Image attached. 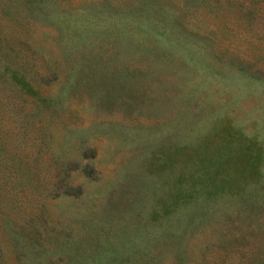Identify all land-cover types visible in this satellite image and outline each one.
Listing matches in <instances>:
<instances>
[{"label": "rangeland", "instance_id": "1", "mask_svg": "<svg viewBox=\"0 0 264 264\" xmlns=\"http://www.w3.org/2000/svg\"><path fill=\"white\" fill-rule=\"evenodd\" d=\"M224 22L218 46L232 55L239 67L264 73V36L258 33L264 28V19L256 18L251 25H245L228 16ZM208 25L199 24L201 30L198 26L190 29L202 32ZM37 39L39 44L43 42ZM135 39L121 34L116 40H95L84 49L83 58L87 63L92 61L86 67L88 74L104 69L105 75L95 73L98 81L92 76L95 82H85L70 91L72 96L62 118L65 128L76 131L67 136L64 149L56 147L62 132L59 125L49 129L51 136L47 139L51 153H63L74 161L68 176L60 181L62 178L53 175L47 163L31 180L32 203L23 196H10L15 213L28 205L36 208L40 220H44V231L53 227L66 230L58 242L45 243L49 249L47 258L55 264H130L128 254L136 246L141 247L146 229L156 223L157 215L151 212L161 209V199L179 185L177 181L197 168L195 164L189 166L188 151L178 154L179 163L169 169L152 166L150 158L155 155L161 159L160 149L192 143L197 136L210 133L209 151L220 148L234 152L239 144H246L260 154L262 163L258 167L264 173V85L238 75L216 77L197 62L190 70L186 66L189 54L180 59V53L171 47L162 45L154 51L147 42ZM54 48L51 56L57 59L59 51ZM80 55L70 56L75 59ZM62 79L57 75L47 90L55 93ZM87 93L91 101L84 96ZM233 168L239 170L240 163ZM240 180L239 185L245 182ZM263 180L264 174L260 176L255 170L247 184L258 188L264 186ZM182 185L187 189L189 181L184 180ZM56 191L57 196L46 195ZM189 197L185 205L180 199L168 200L171 214L181 218L179 226L182 218L189 219V208L198 206ZM227 198L229 192L224 191L215 201L217 213L224 208V215H206L194 227L180 230L173 251L161 264H230L254 257V246L262 234H245L240 218V228L228 229L231 220L226 216L234 204ZM235 211L238 213V209ZM236 218L235 213L232 220ZM90 219L98 221V227L90 226ZM108 221L113 223L112 234L108 232ZM259 222L264 227V219L260 217ZM163 230L164 227L159 231ZM70 231L72 237L94 232L99 238L79 245L84 255L74 259L76 256L65 249L60 251L61 241L75 240L69 236ZM44 234L49 232H40L41 240ZM233 236L238 239V248L233 246ZM240 236L246 237V242H240ZM4 264H14L13 258L5 254Z\"/></svg>", "mask_w": 264, "mask_h": 264}, {"label": "trees", "instance_id": "2", "mask_svg": "<svg viewBox=\"0 0 264 264\" xmlns=\"http://www.w3.org/2000/svg\"><path fill=\"white\" fill-rule=\"evenodd\" d=\"M114 1L0 0V264H4L5 254L13 258L14 264H55L47 258L49 249L45 243L47 246L51 241L58 242L61 236H65L66 230L64 227H53L44 231L41 223L44 220H40L36 208L28 205L15 213L10 196H23L25 201L32 203L31 180L40 175L47 163L50 164V172L62 178L60 181L68 176L74 161L64 157L63 153H51L47 139L51 136L49 129L59 125L62 132L56 147L64 149L67 136L76 131L65 128L62 118L72 96L70 91H75L85 82L98 81L95 73L102 77L105 75L104 69H95L91 76L86 70L92 63L83 58L89 43L116 40L124 34L147 42L154 51L162 45L171 47L180 53V59L189 54V66L185 65L190 70L195 69L197 62L205 67L207 73H215L216 77L238 75L264 85V73L239 67L235 64L237 60L234 61L232 55L218 46L220 26L225 23L226 17L251 25L256 18L264 19V0ZM103 13L105 16H102ZM199 24L209 25L202 32L190 29H203ZM258 33L264 36V28ZM38 37L43 41L41 44ZM144 46L148 49L147 45ZM54 47L59 51L57 59L51 56V48ZM76 53L81 55L73 59L70 55ZM161 58L169 59L167 55H161ZM57 75L63 76V81L57 85L55 93L48 91V85ZM84 96L91 101L88 93ZM208 137L210 133L197 136L192 143L160 149L161 159L151 156L152 166L169 169L179 163L178 154L188 151L191 152L189 166L195 164L197 168L177 181L179 185L161 199V209L151 212L158 216H155L156 223L146 229L141 247L136 246L134 252L128 254V263L161 264L167 253L173 251V243H177L180 230L185 232L194 227L206 215L226 213L224 208L217 213L215 201L228 191L227 199L234 204L226 216L231 220L228 229L240 228L237 225L240 218L245 234H262L254 246L257 253L254 257L230 264H264V227L259 222L260 217L264 219V186L253 188L247 184L255 170L263 176L262 168L258 167L262 158L246 144H239L234 152L218 150L220 148L209 151ZM41 152L42 155L39 154ZM236 162L240 163L239 170L233 168ZM240 179H245L241 185L238 184ZM184 180L189 181L187 189L182 185ZM46 195L57 196V191ZM189 196L193 197L192 203L198 206L189 208V219L182 218V226H179L181 218L176 213L171 214L168 200L180 199L185 205L190 200ZM235 213L237 218L232 220ZM87 223L96 228L99 222L90 219ZM112 227L113 223L108 221L110 234ZM163 227L164 230L159 231ZM42 231L49 232L43 235L44 240L39 238ZM68 234L72 237L71 231ZM240 237V242L243 239L246 242V237ZM72 238L75 240L66 238L61 241L63 247L60 251L65 249L77 259L84 255L79 245L94 243L99 235L85 232ZM238 245L237 237L233 236V246L238 248Z\"/></svg>", "mask_w": 264, "mask_h": 264}]
</instances>
